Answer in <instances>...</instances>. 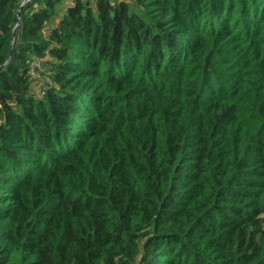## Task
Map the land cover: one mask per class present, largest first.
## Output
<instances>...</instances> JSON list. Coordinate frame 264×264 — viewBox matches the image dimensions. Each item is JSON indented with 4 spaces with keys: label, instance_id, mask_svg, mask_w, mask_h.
<instances>
[{
    "label": "trees",
    "instance_id": "1",
    "mask_svg": "<svg viewBox=\"0 0 264 264\" xmlns=\"http://www.w3.org/2000/svg\"><path fill=\"white\" fill-rule=\"evenodd\" d=\"M24 1L0 0V264H264V0Z\"/></svg>",
    "mask_w": 264,
    "mask_h": 264
},
{
    "label": "built area",
    "instance_id": "2",
    "mask_svg": "<svg viewBox=\"0 0 264 264\" xmlns=\"http://www.w3.org/2000/svg\"><path fill=\"white\" fill-rule=\"evenodd\" d=\"M44 65H46L45 60L38 58V59H33L30 62L29 66V73L30 76L32 77V80L38 87H36V93L39 97L43 98L46 96L48 90L53 86V78L51 81L41 83V77L42 74L44 73Z\"/></svg>",
    "mask_w": 264,
    "mask_h": 264
},
{
    "label": "rangeland",
    "instance_id": "3",
    "mask_svg": "<svg viewBox=\"0 0 264 264\" xmlns=\"http://www.w3.org/2000/svg\"><path fill=\"white\" fill-rule=\"evenodd\" d=\"M73 1L74 0H65L64 5H69L70 6V5L73 4ZM85 1H87V0H85ZM92 3H93V1H92ZM60 14H62V10H61ZM57 21H58V19H56V21H54V24H52V25L54 26L57 23ZM48 31H49V28H47L46 34H48ZM44 60H45V58H44ZM46 61L48 62L49 61V58H46V60H45L46 65L43 66L45 70H44V73L42 74V77H41V80H40L41 83H45V82L51 81L52 80V77H53V74H54L53 70L47 64Z\"/></svg>",
    "mask_w": 264,
    "mask_h": 264
},
{
    "label": "water",
    "instance_id": "4",
    "mask_svg": "<svg viewBox=\"0 0 264 264\" xmlns=\"http://www.w3.org/2000/svg\"><path fill=\"white\" fill-rule=\"evenodd\" d=\"M29 1H30V0H25V1L23 2V4L21 5V7L19 8V10L17 11V16H18V18H19V15H20V11H21V9H22L26 4H28ZM20 26H21V21H19V23L17 24V26L15 27V29H14V31H13L12 42H15V39H16V36H17V33H18V30H19ZM10 60H11V57L9 58V61H10ZM3 68H4V67H3ZM1 69H2V68H1ZM1 69H0V70H1Z\"/></svg>",
    "mask_w": 264,
    "mask_h": 264
}]
</instances>
